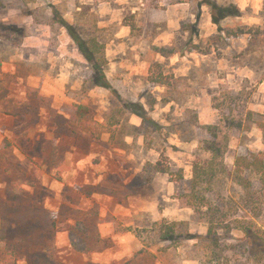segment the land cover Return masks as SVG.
<instances>
[{"label":"rangeland","instance_id":"1","mask_svg":"<svg viewBox=\"0 0 264 264\" xmlns=\"http://www.w3.org/2000/svg\"><path fill=\"white\" fill-rule=\"evenodd\" d=\"M203 1L0 0V264H261L238 230L209 238L187 200L264 228V185L252 179L247 203L233 173L238 155L264 149L247 120L264 115V2L215 0L240 11L216 24ZM54 8L100 37L110 87ZM164 219L188 234L155 243Z\"/></svg>","mask_w":264,"mask_h":264},{"label":"trees","instance_id":"2","mask_svg":"<svg viewBox=\"0 0 264 264\" xmlns=\"http://www.w3.org/2000/svg\"><path fill=\"white\" fill-rule=\"evenodd\" d=\"M203 4H206L210 8V13L214 23L219 24L221 20L232 17L239 16L240 11L237 5L235 4H219L215 0H204ZM53 13L56 19L64 23V26L70 30L71 35L76 42L79 50L85 56L86 60L91 64L95 72V77L97 78L96 85L110 87L109 79L105 73V67L108 63L104 43L101 42L99 36H92L89 38H84L74 26L69 24L64 14L54 8ZM190 30V28H187ZM227 35L231 36V31L229 29H224ZM245 32L240 31V34L236 36L244 35ZM159 52L165 57L172 56L175 51L160 49ZM156 68H161L159 63H155ZM152 83L157 85H170L171 77L169 75H164L161 72H155L150 76ZM140 106V105H139ZM142 108V106H140ZM247 120L253 121L256 127L262 132L264 136V115L258 120H253V112H249L247 115ZM211 128V126H206ZM211 151L212 155H218L219 150L216 148V145L212 144ZM211 160H206L202 164L199 163L195 165L193 179H192V192L196 190L197 186L201 183V180L204 179L209 172V164ZM207 163V164H206ZM158 171L168 173L171 175L177 184L179 181L183 180V171H173L170 166H162L158 164ZM234 175L235 178L245 189L247 194L246 202L252 203V199L255 196L253 191V178L258 177L261 183L264 185V149L253 154L238 155L236 157V162L234 165ZM189 194H184L181 198H188ZM197 200V197L193 195ZM194 200H187L188 205L194 207L196 215L203 220L208 225L207 235L209 238H213L217 233L215 232L216 226L229 227L230 231L234 229L238 230L241 233L240 241L245 242L248 246L253 258H257L259 263L264 264V228L258 225V223L250 218H235L231 220L228 214H223L221 209L206 207V204H198ZM204 199V198H203ZM189 232L188 223L186 221H168L162 220L156 222L152 228L153 238L156 239L155 243L161 242H171L178 243L181 241L185 235ZM216 243H218L216 241ZM253 250V251H252Z\"/></svg>","mask_w":264,"mask_h":264},{"label":"crops","instance_id":"3","mask_svg":"<svg viewBox=\"0 0 264 264\" xmlns=\"http://www.w3.org/2000/svg\"><path fill=\"white\" fill-rule=\"evenodd\" d=\"M257 1H263L264 0H257ZM240 3V1H239ZM183 4V3H182ZM240 8L244 11L245 7L242 6V4L240 3ZM259 95L263 96L264 97V81L261 83L260 87H259Z\"/></svg>","mask_w":264,"mask_h":264}]
</instances>
